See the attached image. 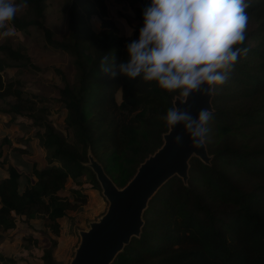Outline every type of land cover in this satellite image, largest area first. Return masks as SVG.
<instances>
[{
	"label": "trees",
	"instance_id": "16d2710c",
	"mask_svg": "<svg viewBox=\"0 0 264 264\" xmlns=\"http://www.w3.org/2000/svg\"><path fill=\"white\" fill-rule=\"evenodd\" d=\"M47 2L26 0L31 18L15 16L11 24L21 31L38 28L50 46L74 58L76 81L59 89L73 140L58 133L48 119L49 111L38 107L46 100L37 103V97H25L18 83L6 82L7 67L0 60V102L15 99L4 113L12 121L30 120L44 130L41 142L50 157L48 165L34 166L33 175L24 181L22 170L29 165L15 158L16 166L8 165L0 178V241H4L0 250L16 243L10 234H16L22 221L46 235L42 263L58 264L54 257L58 242L49 234L60 237L68 212L86 204L87 194L80 189L85 177L99 185L86 165L89 153L119 188L125 187L139 166L162 147L168 132L163 117L176 96L155 82L140 78L129 82L100 71L105 55L109 63L113 57L116 64L127 59L126 46L139 38L149 0H128L135 11L129 39L117 35L109 0H65L68 36L62 41H56L43 23ZM246 2L248 17L260 24L246 32L241 47L247 54L214 94L205 139L211 163L194 158L188 183L174 177L158 191L144 213L141 235L112 264H264V0ZM95 22L99 31L93 28ZM0 53L12 61H30L7 45H0ZM5 144H10L8 138L0 144V157ZM70 181L76 187L67 190ZM41 219L42 227L37 223Z\"/></svg>",
	"mask_w": 264,
	"mask_h": 264
},
{
	"label": "clouds",
	"instance_id": "9594fccd",
	"mask_svg": "<svg viewBox=\"0 0 264 264\" xmlns=\"http://www.w3.org/2000/svg\"><path fill=\"white\" fill-rule=\"evenodd\" d=\"M249 6L246 0H149L139 38L126 46L127 59L116 64L113 57L109 63L105 55L100 71L129 82L137 78L155 82L163 92L175 94L178 103L163 117L168 131L182 128L173 144L179 147L187 137L191 149H200L213 113L201 108L194 116L189 100L197 94L214 95L228 82L238 59L247 54L241 46ZM26 7V0H0V34H10L11 22Z\"/></svg>",
	"mask_w": 264,
	"mask_h": 264
},
{
	"label": "rangeland",
	"instance_id": "374dc122",
	"mask_svg": "<svg viewBox=\"0 0 264 264\" xmlns=\"http://www.w3.org/2000/svg\"><path fill=\"white\" fill-rule=\"evenodd\" d=\"M109 3L117 35L127 39L132 38L135 25L134 9L128 0H109ZM47 4L43 23L52 32L56 41H62L68 36L65 0H48ZM16 16L31 18L27 13V8L22 9ZM259 24L256 18H249L246 32L255 31ZM93 28L99 31L98 22L94 23ZM8 30L9 35L0 34V45H7L25 54L30 61H12L0 53V60H4L7 67L4 74L6 82L18 83L16 87H20L25 97L32 99L37 97L34 99L37 103L46 100L44 103H38V107L49 111L48 119L55 130L72 142L73 133L66 128L65 110L64 105L59 101V89H63L66 85H73L76 81L74 58L50 46L45 34L38 28L30 27L28 30L21 31L11 24ZM129 30H131V35L128 34ZM2 32L3 30H0V33ZM13 103L15 99L12 97L0 102V144L5 138H8L10 142L4 145V155L0 157V178L6 174L8 165L16 166L13 159L20 158L29 165L28 169L22 170V181H24L28 176L33 175L34 166L40 169L48 165L50 157L41 142L44 130L34 126L30 120L18 122L6 116L4 112ZM19 147L25 149L26 152L21 153L18 150ZM5 159L9 162L4 163ZM82 182L80 189L87 194L86 204L79 206L75 211L68 212L67 218L63 220V231L60 237L49 234L58 242L54 252L58 264H70L80 243V231L88 230L89 224L102 217L108 208V202L102 194L100 184L94 185L88 177H85ZM75 187V184L70 181L66 189L70 190ZM43 220L37 221L40 227H42ZM19 226L16 234L15 232L10 234L16 243L0 250V264H13L8 262L9 259L17 261L16 264H43L41 260L48 246L46 235L43 232H35L22 221ZM3 243L4 241L1 240L0 248L3 247Z\"/></svg>",
	"mask_w": 264,
	"mask_h": 264
},
{
	"label": "water",
	"instance_id": "95a60500",
	"mask_svg": "<svg viewBox=\"0 0 264 264\" xmlns=\"http://www.w3.org/2000/svg\"><path fill=\"white\" fill-rule=\"evenodd\" d=\"M214 95L191 97L192 114L201 108L213 113ZM178 103L177 98L174 105ZM182 134L177 126L173 132L163 135V145L150 155L138 168L135 176L123 188H119L107 175L103 166L89 153L86 165L94 172L102 194L108 202L106 213L89 224V229L80 231V243L70 264H112L133 238L139 237L144 227V213L152 198L172 178L179 177L188 183L190 162L197 158L211 163L206 144L200 149H191L187 137L177 147L173 137Z\"/></svg>",
	"mask_w": 264,
	"mask_h": 264
}]
</instances>
